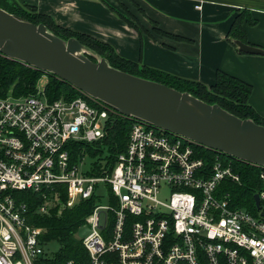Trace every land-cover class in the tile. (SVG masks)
I'll return each mask as SVG.
<instances>
[{
	"label": "built area",
	"instance_id": "1",
	"mask_svg": "<svg viewBox=\"0 0 264 264\" xmlns=\"http://www.w3.org/2000/svg\"><path fill=\"white\" fill-rule=\"evenodd\" d=\"M36 90L0 98V264L53 255L23 191L41 196L36 214L48 217L96 200L83 225L86 264H264V168L253 165L252 212L232 188L242 185L234 158L130 118L126 151L85 170L77 148L103 144L125 116L77 89L68 99Z\"/></svg>",
	"mask_w": 264,
	"mask_h": 264
},
{
	"label": "crops",
	"instance_id": "2",
	"mask_svg": "<svg viewBox=\"0 0 264 264\" xmlns=\"http://www.w3.org/2000/svg\"><path fill=\"white\" fill-rule=\"evenodd\" d=\"M15 1L111 45L140 66L208 88L219 71L237 77L253 86L249 103L264 118V54L240 52L239 40L230 36L236 17L248 12L257 23L244 22L246 44L264 51V0H129L134 10L125 0ZM124 8L141 23L140 32L119 16Z\"/></svg>",
	"mask_w": 264,
	"mask_h": 264
},
{
	"label": "water",
	"instance_id": "3",
	"mask_svg": "<svg viewBox=\"0 0 264 264\" xmlns=\"http://www.w3.org/2000/svg\"><path fill=\"white\" fill-rule=\"evenodd\" d=\"M239 51H264L241 41ZM77 39L63 40L44 24L35 25L0 8V55L52 74L107 104L121 115L190 139L234 159L264 168V126L241 119L188 92L93 62ZM259 207V197L255 196Z\"/></svg>",
	"mask_w": 264,
	"mask_h": 264
},
{
	"label": "trees",
	"instance_id": "4",
	"mask_svg": "<svg viewBox=\"0 0 264 264\" xmlns=\"http://www.w3.org/2000/svg\"><path fill=\"white\" fill-rule=\"evenodd\" d=\"M0 8L35 25L44 24L47 28H53L55 35L63 40L77 39L85 47L105 56L104 58L109 64L118 70L167 85L180 92H188L208 104L221 106L224 110L241 119H250L264 126V118L249 103L253 86L237 77L219 71L215 85L208 88L199 82L185 80L157 69L140 66L136 62L125 59L118 55L111 45L91 35L58 25L50 15L40 13L34 6L21 5L15 0H0ZM124 10L132 16L133 20L139 22L127 8H124ZM119 16L131 28L140 32L134 22H132L133 20L128 19L123 14H119ZM245 21L249 25L257 23L248 12H241L232 25L230 36L247 43L243 26ZM157 31L161 32L158 29ZM88 58L93 62H97L96 58L92 56H88ZM44 76L48 78L46 92L51 99L60 97L68 99L78 95L79 92L74 87L56 76L46 74L26 64L0 55V98H5L9 95L15 97L28 96L36 91L38 82ZM133 123L132 119L126 117L118 120L103 144H98L96 147L81 145L75 151L74 157L79 154L82 155V151L93 157H103L104 153H106L107 166H112L117 156L126 151ZM214 153L207 152L206 154L209 159H212L215 157ZM221 157L233 159L224 155H221ZM233 164L236 167V171L242 175V185L232 187L239 194L241 201L239 207H245L249 211L255 212L254 195L261 190V185L258 182L260 169L236 159H233ZM19 195L28 204L32 214V223L45 229L44 240L49 244L57 243L59 246L57 252L45 259V264H66L68 261L86 264L88 254L82 244V240L76 239V235L78 230L85 224L86 217L92 213L96 200L91 199L82 202L70 210L62 209L60 214L55 212L48 217L36 214V210L42 202L39 194L23 191Z\"/></svg>",
	"mask_w": 264,
	"mask_h": 264
},
{
	"label": "rangeland",
	"instance_id": "5",
	"mask_svg": "<svg viewBox=\"0 0 264 264\" xmlns=\"http://www.w3.org/2000/svg\"><path fill=\"white\" fill-rule=\"evenodd\" d=\"M125 2L128 4V6H130L132 9H133V6H132V3L129 2V0H125ZM134 10V9H133ZM125 13V16L130 19V20H133L132 19V16L129 15L126 11L124 12ZM132 22H134L135 26H137V28H141V23L140 22H137L135 20H133ZM48 30L55 35V30H53V28H48ZM84 55H86L87 57L88 56H92L94 58H96V60H100L102 58H104L105 56H102L100 55L99 53H97L95 50H92V49H89L87 47H85V52H84ZM47 82H48V78L47 76H44L37 84V88L39 90H43L45 89L46 90V85H47ZM37 91V90H36ZM35 91V92H36ZM34 92V93H35ZM33 94V93H32ZM31 95V94H30ZM106 153H104V156L103 157H93L91 156L90 154H87L86 157H85V166H83V169L85 170H90L95 164L97 163H102L103 165L106 164ZM106 198H107V195H105ZM163 198L165 196H162ZM90 227L88 225H85L83 227H81L79 230H78V233L76 235V239H83L85 238L86 236H88V234L90 233ZM59 249V246L57 243H52L49 245L48 247V251L50 254H54L55 252H57Z\"/></svg>",
	"mask_w": 264,
	"mask_h": 264
}]
</instances>
